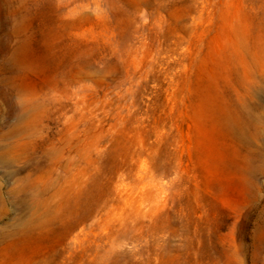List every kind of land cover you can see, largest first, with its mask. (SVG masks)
<instances>
[{
  "label": "rangeland",
  "instance_id": "rangeland-1",
  "mask_svg": "<svg viewBox=\"0 0 264 264\" xmlns=\"http://www.w3.org/2000/svg\"><path fill=\"white\" fill-rule=\"evenodd\" d=\"M0 264H264V0H0Z\"/></svg>",
  "mask_w": 264,
  "mask_h": 264
}]
</instances>
